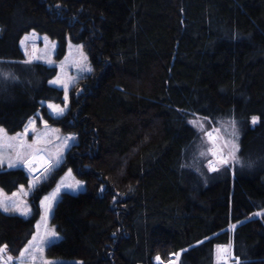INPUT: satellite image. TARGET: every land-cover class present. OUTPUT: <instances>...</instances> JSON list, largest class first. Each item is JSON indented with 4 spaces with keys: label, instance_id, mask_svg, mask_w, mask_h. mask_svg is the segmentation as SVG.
Instances as JSON below:
<instances>
[{
    "label": "trees",
    "instance_id": "obj_1",
    "mask_svg": "<svg viewBox=\"0 0 264 264\" xmlns=\"http://www.w3.org/2000/svg\"><path fill=\"white\" fill-rule=\"evenodd\" d=\"M36 31L88 52L92 73L70 108L50 81L55 66L28 61ZM38 112L77 136L63 164L33 196L35 213L0 210V247L18 255L35 233L37 205L71 168L86 184L63 193L47 249L59 264H264V0H0V126L23 130ZM234 118L243 132L234 173H210L193 149L190 115ZM259 123L252 125V117ZM21 168L0 166V188L26 185ZM237 225L234 231L230 226Z\"/></svg>",
    "mask_w": 264,
    "mask_h": 264
},
{
    "label": "rangeland",
    "instance_id": "obj_2",
    "mask_svg": "<svg viewBox=\"0 0 264 264\" xmlns=\"http://www.w3.org/2000/svg\"><path fill=\"white\" fill-rule=\"evenodd\" d=\"M21 48L28 61L42 62L57 68L58 73L51 81L59 79L62 82L61 84L52 85L63 89L64 102L60 104L45 101L43 102V105L54 117L57 116L52 113V110L48 107L49 104L59 105L65 109L64 115L67 114L70 108L72 93H76V95H78L83 91V88H81L82 81L86 79L87 75L91 74L93 70L88 52L84 45L81 43H74L69 40L66 54L63 58L58 59L57 42L45 34L31 31L25 34L22 38ZM89 68L91 71H88ZM64 85H67V100H65ZM257 118L258 120L255 124H258L260 121L259 117ZM33 120H35V131H33L30 126V122ZM252 121L253 117L250 120V124L255 125ZM188 122L199 134L198 142L194 146L193 150H196L195 152L197 154L205 158V165L209 172H220L225 168H229L234 173V168L240 153L241 137L243 132V127L240 121L234 118L212 119L192 114L188 117ZM26 127L28 128V132L26 135H23ZM0 128L3 127L0 126ZM5 132L6 135L3 137L2 141H0V153H2L5 157L13 159H15L17 153H20L25 160H33L34 158L33 162L38 160L40 161L38 162L40 165L31 172L24 164L16 167L23 169L29 175L30 179L28 184L20 185L19 188L12 193H7L0 188V200H4L6 203L15 202L21 208L27 207L31 209L29 215L27 216L30 217L33 216L36 211L32 203L35 191L39 189L43 183L49 181L57 169L63 164L71 148L78 142L77 136L71 132L63 130L60 126L50 123L41 114V112H38L35 117L31 118L22 131L13 134L8 133L6 130ZM209 133L212 134L213 139L209 138ZM18 134H21L24 141L25 146L23 148L20 147L19 140L10 139L12 137H17ZM69 137H73V139H68ZM65 143H67V147H64ZM57 153H60L59 163H57ZM233 156L235 159H233ZM222 160H227L228 163H221ZM3 166L7 169H16L8 168L7 163ZM210 166L215 167L217 171H211ZM77 181L80 183L79 187H75ZM67 185H72L73 187L69 188ZM85 188V182L78 178L71 168L63 172V174L57 178L55 186L48 193L43 195L37 204L39 206L40 213L37 217L36 226L39 224L40 227L37 229L35 226V233L33 234V236L43 237L46 232L50 233L54 230L57 233V238L48 237V239L52 240V243L46 244L42 252H36L34 248L30 247L29 252L25 253L24 256L21 257V252L25 247L29 246V242L32 241L33 238L32 236L30 241L18 255H11L7 251V248L3 253H0V264H43V261L45 260L52 261L54 264L62 262V259L51 258L47 254L48 247L60 240V235L56 231L55 226L52 224L53 212L63 193H78L85 190ZM46 197L50 199L45 201ZM53 197L54 199H52ZM49 203L52 206L51 212L47 211V204ZM8 213L19 214L15 211ZM263 213L264 211H259L253 216L260 217ZM236 226L237 225H231V231H234ZM218 246L226 247L228 249L227 255L220 253ZM218 246L216 247V260L218 262L226 260L227 264H234L232 260V244L229 243ZM8 256L12 257L11 261L7 260ZM33 256H35V261L32 260ZM158 257L160 260L157 261L156 257L155 264H178L180 253L169 256L167 260H164L160 256Z\"/></svg>",
    "mask_w": 264,
    "mask_h": 264
},
{
    "label": "snow or ice",
    "instance_id": "obj_3",
    "mask_svg": "<svg viewBox=\"0 0 264 264\" xmlns=\"http://www.w3.org/2000/svg\"><path fill=\"white\" fill-rule=\"evenodd\" d=\"M23 43V42H22ZM27 63H30L31 61H26ZM88 71H91V69L89 68ZM51 84H61L62 82L57 79V80H53L50 81ZM65 88V100H67V85H64ZM48 107L52 110V113H54L57 117L59 116H63L64 115V111L65 109L60 107L59 105H55V104H49ZM258 118L257 117H253V124H255L257 122ZM30 126L32 128L33 131H35V120L30 122ZM28 132V128L26 127L25 129V133L23 135H26ZM6 135V132L3 128H0V141H2L3 137ZM210 139H213V136L211 133L208 134ZM11 140H19L20 141V147L23 148L24 145V141L22 139L21 134H18L17 137H12L10 138ZM68 139H73V137H69ZM30 147V146H29ZM64 147H67V143H65ZM233 159H235V157L233 156ZM34 160V158H33ZM33 160H25L20 153H17L15 159L10 158V157H5L2 153H0V166H3L5 163H7V167L8 168H16L21 164H24L25 166L28 167L29 171H33L32 168V164H33ZM60 160V153H57V163H59ZM221 163L227 164L228 161L227 160H222ZM210 170L211 171H217V169L215 167H211L210 166ZM80 183L77 181L75 187H79ZM67 187L71 188L73 187L72 185H67ZM59 191V190H58ZM50 198L46 197L45 201H48ZM54 199V197L52 198ZM44 203V202H42ZM0 210H3V212L8 213L11 211H15L18 212L20 215L27 217L31 211V209L24 207L21 208L20 206H18L15 202H11V203H6L4 200H0ZM47 211L51 212L52 211V206L51 204H47ZM259 215V213H258ZM37 229H39L40 225L37 224ZM48 237L51 238H57V233L53 230L50 233L46 232L45 236L40 237V236H33L32 241L29 242V246L25 247L23 249V251L21 252V257L24 256L25 253L29 252V248H34L36 252H42L44 250V246L46 244H50L52 243V240L48 239ZM6 245L3 247H0V253H3L6 249ZM218 250L220 253L227 255L228 253V249L224 246H218ZM8 261L12 260L11 256L7 257ZM32 260L35 261V256L32 257ZM160 258L157 257V261H159ZM43 264H54V262L52 261H43ZM80 264H82V262H80ZM222 264H227L226 260L222 261ZM237 264H239V260L237 259Z\"/></svg>",
    "mask_w": 264,
    "mask_h": 264
},
{
    "label": "bare ground",
    "instance_id": "obj_4",
    "mask_svg": "<svg viewBox=\"0 0 264 264\" xmlns=\"http://www.w3.org/2000/svg\"><path fill=\"white\" fill-rule=\"evenodd\" d=\"M38 162H40V161L38 160V161L33 162V164H32L33 170L40 165V163H38Z\"/></svg>",
    "mask_w": 264,
    "mask_h": 264
}]
</instances>
